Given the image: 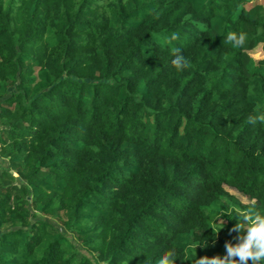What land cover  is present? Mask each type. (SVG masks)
<instances>
[{"label":"trees","instance_id":"16d2710c","mask_svg":"<svg viewBox=\"0 0 264 264\" xmlns=\"http://www.w3.org/2000/svg\"><path fill=\"white\" fill-rule=\"evenodd\" d=\"M258 44L252 0H0V264L224 256L264 213Z\"/></svg>","mask_w":264,"mask_h":264},{"label":"clouds","instance_id":"9594fccd","mask_svg":"<svg viewBox=\"0 0 264 264\" xmlns=\"http://www.w3.org/2000/svg\"><path fill=\"white\" fill-rule=\"evenodd\" d=\"M177 39V34L173 32L170 37H164V43H169ZM225 42H230L233 47H240L245 42L244 32L229 31L224 37ZM173 58L171 64L177 70L188 66V60L182 54L179 47H172ZM257 121L264 122V113L249 117L250 123ZM243 223H235L236 242H225L224 256L206 257L201 256L194 260V264H264V213L252 210H243L239 213ZM189 257V256H185ZM236 257V259H233ZM176 258L172 251H165L156 258L147 256L143 259V264H174Z\"/></svg>","mask_w":264,"mask_h":264},{"label":"rangeland","instance_id":"374dc122","mask_svg":"<svg viewBox=\"0 0 264 264\" xmlns=\"http://www.w3.org/2000/svg\"><path fill=\"white\" fill-rule=\"evenodd\" d=\"M252 3H261V4L264 5V0H252ZM246 54H247L248 56L254 58V59H260V58L264 57V53H263L262 50H261V44H258V45L255 46L254 48L248 50V51L246 52ZM4 161H5L4 159H0V162H1L2 164H4ZM225 190H227L231 195L235 196V197H236L239 201H241L242 203H247V202L249 201L248 198H246L245 196L241 195V193H239V192L236 191L235 189H232V188H230V187H228V186H225ZM40 217H41V215L38 214L37 216L34 217V219H35V218H40ZM47 219H49L51 222H53V223H54L56 226H58L60 229L64 230V228H63L61 225H59L58 223H56V222L54 221V219H52L51 217H47ZM222 221H225V220L222 219V218L220 219V217L216 219V222H217V223L222 222ZM76 243H77V242H76ZM81 252H82V253H86V251H85L84 249H81Z\"/></svg>","mask_w":264,"mask_h":264}]
</instances>
